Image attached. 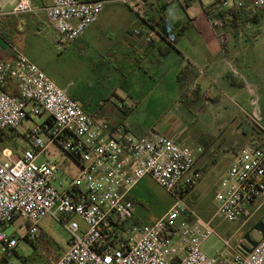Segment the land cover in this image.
<instances>
[{"label": "built area", "instance_id": "obj_1", "mask_svg": "<svg viewBox=\"0 0 264 264\" xmlns=\"http://www.w3.org/2000/svg\"><path fill=\"white\" fill-rule=\"evenodd\" d=\"M140 1L39 0L59 51L77 41L106 5L131 8ZM5 4L0 0V16L33 12L30 0H12L8 13L3 12ZM211 4L215 7L206 18L214 32L234 15L252 18L264 8V0H212ZM217 39L224 50L229 37L221 33ZM9 51L10 56L0 60V264H32L18 254L17 246L34 243L47 216L63 224L69 239L57 258L38 264H264V238L250 254L240 248L242 240L234 248L225 241L224 249L213 257L201 249L215 233L213 219L234 223L247 214V206L258 199L264 202V142L256 140L254 133L220 180L213 219L202 221L181 202L200 180L194 168L200 148L184 146L163 133L136 136L124 126H110L87 113L16 46ZM226 64L248 95L249 110L241 109L242 113L264 136L256 90ZM42 114L47 118L25 129L24 144L15 151L7 137L25 120ZM50 146L76 167L63 191L53 185L62 172L60 165L47 159L38 163ZM144 178L176 200L151 224L133 220L130 193ZM73 216L85 228L72 221Z\"/></svg>", "mask_w": 264, "mask_h": 264}, {"label": "rangeland", "instance_id": "obj_2", "mask_svg": "<svg viewBox=\"0 0 264 264\" xmlns=\"http://www.w3.org/2000/svg\"><path fill=\"white\" fill-rule=\"evenodd\" d=\"M202 2L206 6L212 0H202ZM30 3L32 6V0H30ZM200 12V0H141L140 3L133 5L131 8L121 4H108L101 13L100 22L93 26V31L102 35L106 33L122 34L129 31L164 34L163 29H167L177 34L179 26L184 25L187 27V18H192ZM204 15L208 17L207 11ZM0 21H3L4 31L6 29L11 36L18 37V43L22 44L21 47H26L24 50L30 55L32 61L53 81L82 87L89 97L102 98L108 106L110 102L115 101L114 96L106 97L103 95V87L109 82L107 74L110 67L107 60L108 47L105 42L95 48L87 45L83 46L82 50H85V52L82 55H77L78 52L74 50L75 58H72L71 52H68L72 48H67L69 45H62V48L65 47L66 51L63 52L61 49V53L56 49L55 33L46 22L44 24L43 16L36 20L35 27L27 21L20 23L14 17L3 18ZM235 26L236 28L231 26L222 27L216 30V33L217 35L222 33L229 37L225 47L226 54L229 56H227L228 62H231L232 67H235L238 73H241L251 87L257 89L258 93L260 90L261 94L259 93L258 96L261 99V118L264 127L262 117L264 114L262 105V99L264 101V8L258 13L257 21L253 22L246 19L236 23ZM37 30H41V32L36 35ZM189 31L188 28L184 30L185 33ZM91 55H95L96 58L93 59ZM231 55L234 58L233 60L238 61L240 67L232 60ZM236 83H238V88L244 90L241 81H236ZM243 90H241L242 93H244ZM186 94L190 95L185 93L182 96L183 102L181 104L177 103L173 109L169 108L170 114L163 116L161 115L162 111L155 110L152 105L150 106L152 110L144 115V119L133 118L129 122L132 125L134 123L142 126L146 125L150 132L160 134L163 133L164 128L179 123L180 130L183 132L178 139L181 144L188 147H193L192 142L199 141L200 143L202 140H207L205 136L211 137L209 134H212L215 143L209 152L215 158V165L207 162V160L201 161L199 167L195 165L194 168L201 175L200 182L196 185V189L194 188L181 199V202L196 216L208 220L213 219L215 211L214 197L219 190L220 180L227 171L230 162L231 152H223L222 145L230 143L238 145L241 143V137L234 133L232 126L224 127L220 134H216L215 121L211 116V112H209L211 109L215 111L216 107L201 109L202 103L208 100L207 94L200 97L201 104H199V107L192 106L194 102L186 101ZM188 97H191V95ZM196 97L199 96L196 95ZM211 103L215 104L213 101ZM232 104L235 106L230 105V110L234 114L233 117H237V122H242L244 127L250 132L252 131L256 140L264 142V136L258 133L252 122L246 120L244 113L241 111V109L244 111L249 110L247 99L245 104L237 101ZM178 105L182 106V114L177 111ZM164 106L161 105L162 110ZM198 109L200 112H198ZM214 114H217V112L215 111ZM46 118L47 115L42 114L39 117H33L31 120H25L22 126L7 137L8 143L13 146L15 151L20 150V147L24 144L21 134L25 133V129H31L34 124L40 125ZM225 121L226 117L221 119L220 123L223 124ZM208 141H211V139ZM45 159L50 162L55 161L60 165L62 172L56 175V182L53 185L59 191H63L69 183V174L76 168L75 164L54 146L49 147L47 152L38 159V163L43 162ZM140 189L137 193L141 201L135 205L134 209V214L139 222L148 223L158 219L176 202L171 194L151 180H145ZM71 220L78 223L81 228H85L79 217L73 216ZM234 224L221 219H213L212 227L215 233L201 246L206 256L213 257L216 250L224 249L218 236L228 240L232 248L237 245L238 237H233L235 229L230 228ZM248 227L250 226L245 227V229ZM40 229V235L33 244L20 243L17 246L18 254L27 258L33 254H38L41 257L39 259L42 261L43 259L46 261L47 259L57 258L65 250L69 239L63 224L47 216L40 222ZM11 233V228H8L6 234L10 235Z\"/></svg>", "mask_w": 264, "mask_h": 264}, {"label": "crops", "instance_id": "obj_3", "mask_svg": "<svg viewBox=\"0 0 264 264\" xmlns=\"http://www.w3.org/2000/svg\"><path fill=\"white\" fill-rule=\"evenodd\" d=\"M32 2L34 9L32 13L20 16L4 15L0 16V18L14 17L17 18L20 23L27 21L35 27L36 20L39 19L40 16H43L44 24H46L39 0H32ZM200 5L201 12L192 18H187V28L190 29L188 33L184 31L180 35L173 33L169 37H166L165 34L154 32L140 33L135 31L124 32L122 34L106 33L102 35L93 31V26L101 20L100 14L96 22L93 23L77 41L69 44L67 48H72L71 51H68L71 52L70 55L72 58H75L74 50L78 52L77 55H82L83 52H85V50H82L85 45L94 48L103 42L107 45V60L110 64L107 74L109 82L103 87V95L106 97H115V101L110 102L109 106L106 105L104 102L105 100L102 98L94 99L89 97L85 94L82 87L58 83L57 81L54 82L65 90L72 99L80 103L87 113L105 119L112 127L124 126L136 136H143L150 133L148 130L149 128H146V125L142 126L138 123L132 125L129 121L133 118L140 120L144 119V115L152 110L150 106L153 105L155 110H161V115L164 116L170 114V109H173L177 103L181 104L183 102L182 96L185 93L191 95V97H188L190 95L186 94V101L194 102L192 103L194 107H199V104H201L200 97H204L207 94L208 100L202 103L201 109L216 107L215 111L217 114H214L215 111L212 109V111H209L215 121L216 134H220L224 127L232 126L234 133H237L241 137V143L238 145L231 143L222 145L223 152H231L229 167L235 154L241 148L249 144L254 136L253 132H250L244 127L242 122H237V117H233L234 114L231 113L230 110V105L235 106L232 104L234 101L243 102L245 104L246 99L248 101V95L242 88L237 87L238 83H236V81L238 80L231 76L228 65L226 64V62L229 61L225 51L226 49H221L217 39V33L211 29L208 19L204 15V9L211 5V3L205 6L202 0H200ZM11 8L12 0H6L3 12L8 13ZM2 25L3 21H0V60L10 56V46L13 45L32 61L30 55L24 50L26 47H21L22 44L18 43V37L14 35L11 36L6 29L4 31ZM19 27L21 28V26ZM40 32L41 30H37L35 33L37 35ZM54 39L56 41V35ZM62 50L63 52L66 51L65 47H63ZM59 52L61 53V50ZM92 58L95 59L96 56L93 55ZM233 59L234 58H232V60ZM233 61L240 67L237 60ZM32 62L36 65L34 61ZM184 67H189V74L182 83H179L177 81V76ZM241 90H243L244 93H242ZM9 92L15 94L14 89H9ZM256 92L258 93L257 89ZM259 93L261 94L260 90ZM196 95L199 97H196ZM212 101L215 104H212ZM161 105H166L163 110ZM262 105L264 111L263 99ZM177 109V111L182 114V106L178 105ZM198 112H200L199 109ZM225 117L226 121L221 124L220 120L225 119ZM262 117L264 123V114ZM179 125V123H175L172 126L164 128L162 132L167 136L178 139L181 137L179 135L183 132L180 130ZM209 135H211V137H205L211 138V141H208L207 138V140H202L200 143L199 141L192 142L193 147L191 148L201 149V152L196 155L195 165L198 167L199 163L204 160L215 165V158L212 157L209 152L215 141L212 134ZM75 171L76 168L72 170V173ZM145 180L151 179L144 178L130 193L134 209L135 205L141 201L137 191L141 190L140 187ZM246 212V215L234 222L235 227L234 225L230 227L235 229L233 237H238L237 244L241 242L245 233L249 231L251 226L259 219L260 215L264 213L263 199H258L250 206H247ZM134 213L135 210L133 214ZM196 218L202 221L211 220L201 219L198 216H196ZM133 220L135 223L139 224H151L157 219L148 223H142L139 222L134 214ZM247 226L250 227L245 229ZM251 236L255 239H259V235L256 232H252ZM218 238L223 243V246L225 241L230 243L221 236H218ZM217 251L220 250H216L215 253ZM39 258L41 257H39L38 254H33L29 256L27 260L32 264H38L41 262Z\"/></svg>", "mask_w": 264, "mask_h": 264}, {"label": "trees", "instance_id": "obj_4", "mask_svg": "<svg viewBox=\"0 0 264 264\" xmlns=\"http://www.w3.org/2000/svg\"><path fill=\"white\" fill-rule=\"evenodd\" d=\"M214 7L215 6L213 4H211L208 7H206L204 10H206L207 14H208V12L210 11L209 9H213ZM206 11H204V13H206ZM218 15L222 16V13H219ZM246 19L255 22L258 19V14L255 15L254 17H252V18L242 17L240 15H234L232 21H228V22H224L223 23V27L231 26L232 28H236V26H235L236 23L242 22L243 20H246ZM186 28L187 27H185L184 25L183 26H179L177 34L180 35ZM163 30H164V34H165L166 37H169V36H171L173 34L171 31H169L167 29H163ZM174 41H175V39H174ZM189 70H190L189 67H184V68L181 69V71L179 72V74L177 76V81L179 83H182L187 78V76L189 74ZM205 138H208V140L211 139L209 137H205Z\"/></svg>", "mask_w": 264, "mask_h": 264}, {"label": "water", "instance_id": "obj_5", "mask_svg": "<svg viewBox=\"0 0 264 264\" xmlns=\"http://www.w3.org/2000/svg\"><path fill=\"white\" fill-rule=\"evenodd\" d=\"M252 232H256L259 235V239H255L251 236ZM264 238V213H262L259 219L251 226L249 231L243 236V243L240 244V248L246 254H250L253 249L258 245L260 239Z\"/></svg>", "mask_w": 264, "mask_h": 264}]
</instances>
